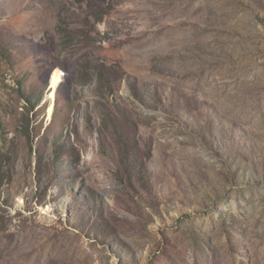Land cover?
Returning <instances> with one entry per match:
<instances>
[{
	"label": "rangeland",
	"instance_id": "1",
	"mask_svg": "<svg viewBox=\"0 0 264 264\" xmlns=\"http://www.w3.org/2000/svg\"><path fill=\"white\" fill-rule=\"evenodd\" d=\"M0 264H264V0H0Z\"/></svg>",
	"mask_w": 264,
	"mask_h": 264
},
{
	"label": "bare ground",
	"instance_id": "2",
	"mask_svg": "<svg viewBox=\"0 0 264 264\" xmlns=\"http://www.w3.org/2000/svg\"><path fill=\"white\" fill-rule=\"evenodd\" d=\"M57 76V73L55 74V77ZM52 83H53V85H54V80H52Z\"/></svg>",
	"mask_w": 264,
	"mask_h": 264
}]
</instances>
